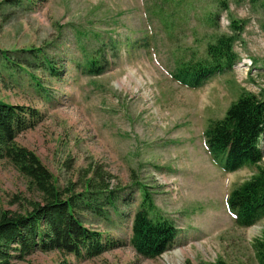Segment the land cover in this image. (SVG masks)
Segmentation results:
<instances>
[{"label":"rangeland","instance_id":"1","mask_svg":"<svg viewBox=\"0 0 264 264\" xmlns=\"http://www.w3.org/2000/svg\"><path fill=\"white\" fill-rule=\"evenodd\" d=\"M214 1L0 0V100L39 112L15 142L41 160L62 197H82L78 217L108 245L93 257L36 249L17 258L11 250L10 264H258L252 244L264 218L239 227L226 204L254 166L225 171L212 161L203 131L240 93L262 97L264 0H225L224 9ZM231 19L241 27L236 33ZM220 34L236 36L231 70L198 87L170 75L178 57L203 54ZM101 43L105 62L83 72ZM38 48L56 62L59 77L26 64L14 74L5 67L3 53L24 63L25 51ZM145 193L148 216L178 229L169 249L152 258L136 254L130 242ZM40 199L0 158V213H24ZM101 202L100 215L91 207Z\"/></svg>","mask_w":264,"mask_h":264},{"label":"trees","instance_id":"2","mask_svg":"<svg viewBox=\"0 0 264 264\" xmlns=\"http://www.w3.org/2000/svg\"><path fill=\"white\" fill-rule=\"evenodd\" d=\"M214 6L227 8L225 0H215ZM215 15L216 12L209 13L208 19L213 21ZM229 28L236 33L241 27L238 21L231 19ZM235 39L234 34H220L214 42L206 45L203 54L178 57L170 75L183 85L198 87L212 75L231 70L237 61ZM106 46V43H101L97 51L89 55V60L81 65L83 72L93 74V69L99 70V62H105L103 48ZM39 51V48L26 50L30 59L24 63L3 53L4 65L13 71L12 74L17 69L26 70L22 65L26 64L32 69H41L50 76L59 77L61 72L56 62ZM34 82L41 87L40 82ZM37 117L39 112L28 106L0 100V158L9 160L28 184L41 193V202L32 201L31 208L24 213L1 211L0 264H10V259L14 258L9 253L11 250L18 252L15 255L17 258L36 249L93 257L108 246L100 233L84 226L78 217L79 209L84 208L79 205L85 202L82 197H62L64 191L56 187L52 173L41 160L33 152L16 144L15 135L32 127ZM203 134L212 159L220 163L225 171L254 166L253 174L230 190L226 202L233 214L234 224L248 227L257 223L264 218V166L259 164L263 158L264 90L262 97L240 93L227 106L223 117L209 121ZM102 206L101 202L93 204L91 208L101 215ZM151 211L152 204L148 193H145L140 208L134 214L130 238L136 254L145 258L155 257L169 249L178 233L171 221L150 218L148 215ZM252 246L257 263L264 264V229L260 238L254 239ZM203 264L227 263L217 259Z\"/></svg>","mask_w":264,"mask_h":264}]
</instances>
